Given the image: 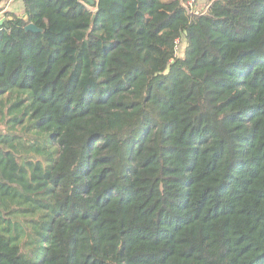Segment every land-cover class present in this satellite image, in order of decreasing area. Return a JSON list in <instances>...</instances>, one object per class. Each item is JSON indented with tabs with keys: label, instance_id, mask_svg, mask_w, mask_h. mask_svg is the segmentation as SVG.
<instances>
[{
	"label": "trees",
	"instance_id": "16d2710c",
	"mask_svg": "<svg viewBox=\"0 0 264 264\" xmlns=\"http://www.w3.org/2000/svg\"><path fill=\"white\" fill-rule=\"evenodd\" d=\"M9 1L0 264H264V0Z\"/></svg>",
	"mask_w": 264,
	"mask_h": 264
},
{
	"label": "crops",
	"instance_id": "0c3cea01",
	"mask_svg": "<svg viewBox=\"0 0 264 264\" xmlns=\"http://www.w3.org/2000/svg\"><path fill=\"white\" fill-rule=\"evenodd\" d=\"M207 0H198V6H201L202 4L206 3ZM5 8V11H11L17 14L23 13V5L21 2L14 3L13 0H10L5 5H2Z\"/></svg>",
	"mask_w": 264,
	"mask_h": 264
},
{
	"label": "rangeland",
	"instance_id": "374dc122",
	"mask_svg": "<svg viewBox=\"0 0 264 264\" xmlns=\"http://www.w3.org/2000/svg\"><path fill=\"white\" fill-rule=\"evenodd\" d=\"M207 3H208V0L206 1V3L202 4L201 6H198V0H197V4L195 6V11L199 12V13L204 12L206 10ZM3 14H4V12L0 14V17H2ZM185 47H186V43L182 42L181 44H179L178 53H179L180 57L184 56L185 49H186Z\"/></svg>",
	"mask_w": 264,
	"mask_h": 264
},
{
	"label": "built area",
	"instance_id": "2783aa9c",
	"mask_svg": "<svg viewBox=\"0 0 264 264\" xmlns=\"http://www.w3.org/2000/svg\"><path fill=\"white\" fill-rule=\"evenodd\" d=\"M197 4V0H186L183 3L184 8L187 10V12L191 15H198L199 12L195 11V6Z\"/></svg>",
	"mask_w": 264,
	"mask_h": 264
},
{
	"label": "water",
	"instance_id": "95a60500",
	"mask_svg": "<svg viewBox=\"0 0 264 264\" xmlns=\"http://www.w3.org/2000/svg\"><path fill=\"white\" fill-rule=\"evenodd\" d=\"M91 2H92V1H91ZM92 3H93V2H92ZM23 18L27 20L28 16L25 14V15L23 16ZM3 21H4V19H2V20L0 21V24H2ZM26 31H32V32H36V33H38V32H42V30L38 29L34 24H29V25L26 27Z\"/></svg>",
	"mask_w": 264,
	"mask_h": 264
}]
</instances>
